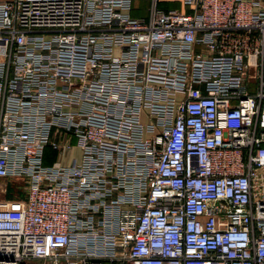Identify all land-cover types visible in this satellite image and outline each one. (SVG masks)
<instances>
[{
    "label": "built area",
    "instance_id": "built-area-1",
    "mask_svg": "<svg viewBox=\"0 0 264 264\" xmlns=\"http://www.w3.org/2000/svg\"><path fill=\"white\" fill-rule=\"evenodd\" d=\"M134 1L0 0V264H264V0Z\"/></svg>",
    "mask_w": 264,
    "mask_h": 264
},
{
    "label": "rangeland",
    "instance_id": "rangeland-1",
    "mask_svg": "<svg viewBox=\"0 0 264 264\" xmlns=\"http://www.w3.org/2000/svg\"><path fill=\"white\" fill-rule=\"evenodd\" d=\"M133 7H136V9L132 12L133 15L136 16H144L146 13V3L142 0H135L133 3ZM160 6H166L165 4H160ZM169 7H178V3H170L168 4ZM78 154V149H72V150H65L61 153L59 152H55V151H51L49 149L46 150V162L52 163L54 161H60L63 164H68L70 163L72 160V157ZM18 180H12V182H8L9 183V188L7 191L6 196L7 197H13V196H17V197H22L23 196V191L22 189H18V192H14L16 184H18ZM17 181V182H16ZM22 181V180H21ZM20 183V181H19ZM22 183V182H21ZM22 188V187H21Z\"/></svg>",
    "mask_w": 264,
    "mask_h": 264
},
{
    "label": "crops",
    "instance_id": "crops-1",
    "mask_svg": "<svg viewBox=\"0 0 264 264\" xmlns=\"http://www.w3.org/2000/svg\"><path fill=\"white\" fill-rule=\"evenodd\" d=\"M46 163H49V162H46Z\"/></svg>",
    "mask_w": 264,
    "mask_h": 264
}]
</instances>
